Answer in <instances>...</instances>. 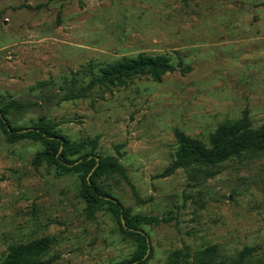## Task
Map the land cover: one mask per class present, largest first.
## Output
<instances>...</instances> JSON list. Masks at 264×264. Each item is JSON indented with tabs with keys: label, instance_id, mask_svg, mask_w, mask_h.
<instances>
[{
	"label": "rangeland",
	"instance_id": "obj_1",
	"mask_svg": "<svg viewBox=\"0 0 264 264\" xmlns=\"http://www.w3.org/2000/svg\"><path fill=\"white\" fill-rule=\"evenodd\" d=\"M139 53L165 54L174 70L84 90L89 63ZM0 106L12 128L50 122L73 142L98 136L95 152L116 156L129 180L106 175L103 188L131 214L164 220L142 226L148 264H193L174 252L209 244L225 260L252 246L248 261L264 264V150L161 175L178 132L207 142L243 113L264 123V0H0ZM42 149L0 128V264L10 245L42 240L40 264L130 258L118 219L87 216L81 175L36 165Z\"/></svg>",
	"mask_w": 264,
	"mask_h": 264
},
{
	"label": "trees",
	"instance_id": "obj_2",
	"mask_svg": "<svg viewBox=\"0 0 264 264\" xmlns=\"http://www.w3.org/2000/svg\"><path fill=\"white\" fill-rule=\"evenodd\" d=\"M173 70L171 58L165 54L139 53L135 56H122L105 64L89 63L90 77L84 90L98 88L109 91L126 86L135 76H147L152 81L159 82L166 73ZM10 105L20 107L14 101ZM7 113L8 106H0V128L7 139L11 142L21 139L39 141L43 149L34 155L33 161L36 165L46 163L59 176L79 173L82 179L79 196L85 202L86 215L92 217L97 211H109L118 219L124 236L134 241L135 248L131 257L114 264H148L152 249L148 234L142 226L158 224L164 220L156 216L131 214L117 198L103 188L99 180L106 175H118L126 181L129 180L125 167L116 156L95 152L98 136L73 142L56 132L50 122L12 128ZM176 140L174 157L162 171V176L171 175L178 168L192 170L213 166L248 152L263 151L264 123L253 127L247 114L243 113L237 119L220 123L209 135L207 142L183 132L176 134ZM48 247V240L12 244L8 247L2 264H40ZM253 251L252 246H244L237 258L225 260L220 257L217 245L209 244L193 253L186 250L174 254L182 255L184 261L188 263L191 260L193 264H252L248 258Z\"/></svg>",
	"mask_w": 264,
	"mask_h": 264
}]
</instances>
